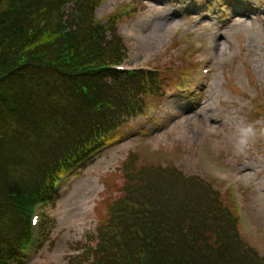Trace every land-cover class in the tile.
Here are the masks:
<instances>
[{
	"label": "trees",
	"instance_id": "1",
	"mask_svg": "<svg viewBox=\"0 0 264 264\" xmlns=\"http://www.w3.org/2000/svg\"><path fill=\"white\" fill-rule=\"evenodd\" d=\"M59 14L58 0H0V264L23 257L24 204L50 191L63 163L98 146L124 113L138 111L135 78L155 82L144 71L96 68L119 61L124 45L114 30L109 39L90 32L87 0L74 4L78 39L59 32ZM14 54L26 59L7 61ZM137 157L127 154L108 217L68 264H264L243 246L217 190ZM48 231L46 220L40 234Z\"/></svg>",
	"mask_w": 264,
	"mask_h": 264
},
{
	"label": "rangeland",
	"instance_id": "2",
	"mask_svg": "<svg viewBox=\"0 0 264 264\" xmlns=\"http://www.w3.org/2000/svg\"><path fill=\"white\" fill-rule=\"evenodd\" d=\"M127 1L131 0H101L96 15ZM140 2L143 7L119 25V32L128 27L135 33L124 38L125 63L165 66L168 72L179 73L196 62L193 81L169 74L162 82L163 95L148 107L145 122L128 117L115 141L61 184L48 209L55 219L52 231L27 263L68 264L72 257H81L84 242L108 217L107 204L118 195L115 185L123 180L120 166L130 152L138 153L136 163L174 164L186 176L206 178L203 172L223 170L231 177L234 168L249 208L243 237L264 254V0H231L235 7L226 17L210 13L205 0ZM189 32L195 37L193 43L187 41ZM195 41L203 47L186 58L183 47ZM43 54L36 51L34 56L43 61ZM25 59L14 54L7 61ZM201 65L209 68L205 81L199 78ZM202 83L203 91L192 92L194 88L184 95L174 86L188 90L186 86ZM211 162H222L224 168L212 169ZM211 181L220 190L221 202L229 204L227 185Z\"/></svg>",
	"mask_w": 264,
	"mask_h": 264
},
{
	"label": "bare ground",
	"instance_id": "3",
	"mask_svg": "<svg viewBox=\"0 0 264 264\" xmlns=\"http://www.w3.org/2000/svg\"><path fill=\"white\" fill-rule=\"evenodd\" d=\"M87 165V164H86Z\"/></svg>",
	"mask_w": 264,
	"mask_h": 264
}]
</instances>
